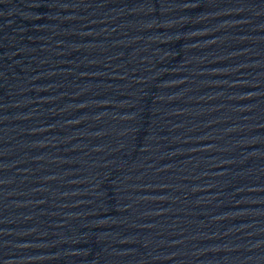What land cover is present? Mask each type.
<instances>
[{
	"label": "water",
	"instance_id": "1",
	"mask_svg": "<svg viewBox=\"0 0 264 264\" xmlns=\"http://www.w3.org/2000/svg\"><path fill=\"white\" fill-rule=\"evenodd\" d=\"M0 264H264V0H0Z\"/></svg>",
	"mask_w": 264,
	"mask_h": 264
}]
</instances>
